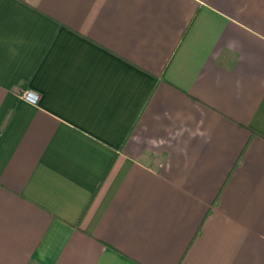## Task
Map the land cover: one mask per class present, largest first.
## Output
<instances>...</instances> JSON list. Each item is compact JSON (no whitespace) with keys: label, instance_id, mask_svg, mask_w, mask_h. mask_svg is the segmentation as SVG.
<instances>
[{"label":"crops","instance_id":"obj_1","mask_svg":"<svg viewBox=\"0 0 264 264\" xmlns=\"http://www.w3.org/2000/svg\"><path fill=\"white\" fill-rule=\"evenodd\" d=\"M0 264H264V0H0Z\"/></svg>","mask_w":264,"mask_h":264},{"label":"built area","instance_id":"obj_2","mask_svg":"<svg viewBox=\"0 0 264 264\" xmlns=\"http://www.w3.org/2000/svg\"><path fill=\"white\" fill-rule=\"evenodd\" d=\"M20 96L27 102L31 104H36L39 100V93L31 88L24 89Z\"/></svg>","mask_w":264,"mask_h":264}]
</instances>
